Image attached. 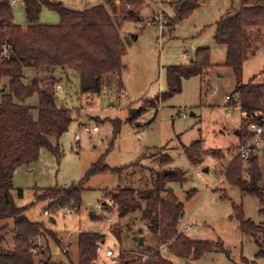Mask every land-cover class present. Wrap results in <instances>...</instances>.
<instances>
[{
	"label": "rangeland",
	"instance_id": "rangeland-1",
	"mask_svg": "<svg viewBox=\"0 0 264 264\" xmlns=\"http://www.w3.org/2000/svg\"><path fill=\"white\" fill-rule=\"evenodd\" d=\"M44 1L59 3L71 11L106 4L105 0ZM177 1L115 0L117 11L112 18L124 44V69L119 77L124 87L122 96L117 75L105 76L100 94L87 96L80 93L79 74L74 70L57 69L51 76L46 71L23 69V83L40 81L41 89L55 99L58 108L68 109L72 119L67 132L51 141L58 146L57 154L43 148L35 162L18 167L13 175L14 204L25 209L30 222L44 226L43 235L36 241L39 254L35 264H78V239L84 232L104 235L97 264H113L122 252L142 258L160 252L173 264H185L187 261L174 258L159 245L158 236L149 230L141 212L119 218L104 194L118 187H151L155 175L165 171H179L184 177L183 182L166 184L184 208L177 229L188 222L192 228L182 234L195 241L221 242L227 252L208 253L188 264H245L243 259L248 264H264L255 259L254 240L239 228L240 211L244 220L256 225L264 223V201L242 193L223 178L244 144L250 119L245 120L241 110L236 109L235 77L224 66L226 47L216 44L215 33L217 22L235 14L241 2L204 0L186 20L173 27L170 19ZM24 2L11 5L13 22L21 27L28 25ZM159 6L168 18L163 28L151 23V13ZM130 10L134 18L123 20L124 12ZM38 23L59 25L60 15L41 4ZM258 43L259 48L254 46L243 64L241 80L245 84L264 83V36ZM204 48L210 51V67L202 76L182 79L180 92L162 102L160 96L168 90L167 68L191 64L197 51ZM58 76L62 77L59 81ZM8 82V77L1 82L0 101L2 94L8 93ZM58 85L61 91L57 94ZM228 96L230 101L225 99ZM21 104L36 108L38 97L34 95ZM129 110L133 115L139 112L134 123L128 121ZM33 114L36 117L35 110ZM87 127H98V131L87 133ZM141 128H145L143 136L138 135ZM198 141L200 161L192 163L183 148ZM256 156L262 177L259 187L264 190V144L258 147ZM99 162L110 169L125 170L90 177L79 207L56 205L48 209V201L38 200L43 190L66 189L80 183ZM18 190L23 191L22 198ZM5 223L8 233L3 247L12 248L13 222ZM113 227L119 233L111 232ZM108 250L113 252L112 257L106 256Z\"/></svg>",
	"mask_w": 264,
	"mask_h": 264
},
{
	"label": "trees",
	"instance_id": "trees-1",
	"mask_svg": "<svg viewBox=\"0 0 264 264\" xmlns=\"http://www.w3.org/2000/svg\"><path fill=\"white\" fill-rule=\"evenodd\" d=\"M105 2V5L71 11L59 3L25 0L28 25L23 28L13 22L9 0H0V87L3 78H9L8 93L2 94L0 101V264H35L36 255L39 254L36 241L43 235L44 226L30 222L24 215L25 209L14 204L13 175L18 167L35 162L43 148L57 154L58 146L54 147L51 141H57L66 133L72 122L69 110L58 108L55 99L41 89L40 81L36 79L30 84L23 83V69L33 68L51 73L50 75L57 69L62 72L74 70L79 74L80 93L87 96L99 95L103 78L109 75L120 77L124 69L121 62L124 44L112 18L117 7L115 0ZM200 2L201 0H178L174 3L170 26L175 27L186 20L199 7ZM240 2V9L235 14L225 16L217 22L215 42L226 47L224 66L234 74L236 86L233 92L238 96L241 111L252 116L264 110V83L245 84L241 76L249 51L264 36V0ZM41 4L58 12L59 25L38 23ZM133 13L132 10L124 12L123 20L133 19ZM209 67L210 51L207 48L199 49L189 65L168 67V90L160 96V100L164 102L179 93L182 79L202 76ZM34 95L38 97V107L21 104ZM128 112V121L134 123L139 112L134 115L132 110ZM115 125L117 129V124ZM200 144L198 141L183 148L192 163L200 161ZM214 154L218 155L216 151ZM123 170L125 169H110L100 162L96 163L80 183L66 189L43 190L38 200L48 201V209L56 205L79 207L85 183L90 177L108 171L120 174ZM223 178L228 185L257 197L263 203L264 190L259 187L262 177L256 155L247 161L246 166L240 157H235ZM169 181L183 182V174L179 171H173L168 176L156 174L151 187L140 190L118 187L104 194L113 203L119 218L141 212L143 219L148 222L149 230L158 236L159 245L174 258L187 261L185 264L199 260L208 253H227L221 242L195 241L178 232V221L184 215V208L166 188ZM18 197H23L22 190H18ZM239 214L240 231L254 240L257 246L255 259L264 261V223L256 225L244 220L241 211ZM8 220L13 222L12 248L3 247L8 233L5 222ZM111 232L119 233L114 227ZM103 242L102 233H80L78 264H97L99 247ZM243 262L249 263L245 259ZM113 264L173 263L160 252L145 258L122 252Z\"/></svg>",
	"mask_w": 264,
	"mask_h": 264
},
{
	"label": "built area",
	"instance_id": "built-area-1",
	"mask_svg": "<svg viewBox=\"0 0 264 264\" xmlns=\"http://www.w3.org/2000/svg\"><path fill=\"white\" fill-rule=\"evenodd\" d=\"M20 1H25V0H9L11 5L18 4ZM151 14H152L151 23L153 25H157L160 28H163L168 23V18L164 15V11L161 8V6L155 9ZM7 52L8 51L6 50V53ZM119 95L121 96L124 95V91L121 90ZM225 99L226 101L231 100L229 96L226 97ZM237 100H238L237 97L233 99V101H235L236 104H238L236 109L241 110L240 104ZM241 113L245 120L250 119L248 123V135L245 138L244 144L238 151V156L242 159L243 163H247V161L252 156L256 155V150L258 149V147L264 144V111L262 113L260 112L258 115L255 113L252 116H249L246 112L241 111ZM97 131H98V127L85 128V132L87 133L97 132ZM144 132H145V128H141L138 135L143 136ZM207 189H209V187ZM68 212H71V210H69ZM44 215L48 216L49 214L47 211H45ZM191 228L192 226L188 222H184L181 225V227H179L178 232L183 233L185 231L191 230ZM106 256L112 257L113 252L110 250L106 251Z\"/></svg>",
	"mask_w": 264,
	"mask_h": 264
},
{
	"label": "crops",
	"instance_id": "crops-1",
	"mask_svg": "<svg viewBox=\"0 0 264 264\" xmlns=\"http://www.w3.org/2000/svg\"><path fill=\"white\" fill-rule=\"evenodd\" d=\"M203 1H204V0H201V2H200V4H199V7L201 6V4H204ZM23 28H25V27H23ZM255 47H257V49H258V48H259V44H256ZM191 61H193V59H191ZM58 75H59V74H58ZM60 75H61V74H60ZM51 76H53V74H52ZM62 76H63V75H62ZM60 78H62V77H59V76H58V78H56L57 81H59ZM106 78H108V77H106ZM104 79H105V78H104ZM104 79H103V80H104ZM103 84H104V81H103ZM103 84H102V86H103ZM117 84H118V86H119L120 89L124 90V87H123V85H122L121 80H120L119 77L117 78ZM58 86H59V85H58ZM4 90H5V88L3 89V91H4ZM60 91H61V87L59 86V89H58V87H57V90H55V92H57V94H58ZM237 97H238V96H237ZM157 110H158V109H157ZM115 260H116V259H115Z\"/></svg>",
	"mask_w": 264,
	"mask_h": 264
},
{
	"label": "water",
	"instance_id": "water-1",
	"mask_svg": "<svg viewBox=\"0 0 264 264\" xmlns=\"http://www.w3.org/2000/svg\"><path fill=\"white\" fill-rule=\"evenodd\" d=\"M257 48V47H256ZM204 172L207 173L208 172V169H204ZM173 174V171H165L163 173V176H168V175H172ZM92 218H95V216H92ZM53 221V220H52ZM115 261V259H114Z\"/></svg>",
	"mask_w": 264,
	"mask_h": 264
}]
</instances>
